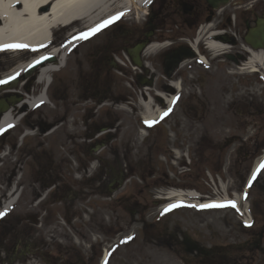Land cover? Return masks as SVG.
Listing matches in <instances>:
<instances>
[{"label":"rangeland","instance_id":"374dc122","mask_svg":"<svg viewBox=\"0 0 264 264\" xmlns=\"http://www.w3.org/2000/svg\"><path fill=\"white\" fill-rule=\"evenodd\" d=\"M143 17L115 20L126 26L143 23ZM54 39L65 45L66 33ZM233 53L238 62L237 49ZM204 55L209 67L192 60L181 69L180 96L167 116L147 126L140 121L136 101L144 99L138 92L145 90L136 84L167 96L173 90L161 89L168 81L157 74L135 80L94 79L100 60L111 59L108 24L69 50L65 66L49 73V105L39 104L32 111L23 105L20 113L18 104L39 98L40 67L57 66V59L45 57L35 69L31 66L37 63L8 77L29 58L0 57V104L12 109L13 118L27 113L23 119L32 126L25 127L20 118L0 130V209L9 194L17 195L0 222L20 212L12 219L31 220L36 230V244L24 246L30 252L28 261L15 264H53L49 257L56 253L64 257L57 264H264V81L246 70L238 72L233 61ZM245 58L244 53L242 61ZM153 93L148 97L154 98ZM7 94L15 97L8 96L6 102ZM22 130L29 133L25 139ZM90 149L96 196L88 201L86 181H75V189L73 182L69 186L57 176L54 160L79 163ZM256 164L252 176L249 171ZM246 188L252 217L248 227L231 202L199 208L185 200L189 204L166 208L155 199L190 189L217 200L237 196L239 201ZM104 250L108 256L101 263Z\"/></svg>","mask_w":264,"mask_h":264},{"label":"flooded vegetation","instance_id":"af4514ba","mask_svg":"<svg viewBox=\"0 0 264 264\" xmlns=\"http://www.w3.org/2000/svg\"><path fill=\"white\" fill-rule=\"evenodd\" d=\"M151 7L152 11L148 12L143 23L134 22L132 25L123 26L114 22L108 26L111 59L100 60L101 63L95 66L99 74H94V79L102 82L112 76L113 80H135L157 74L168 81L167 84L159 85L161 89H171L173 84L182 85L181 69L187 68L192 60L196 59L189 46L195 42V35L202 28L206 31L210 29L207 37L214 43L223 46L231 43L236 47L240 56L239 63L245 62L242 61L245 53L243 49L259 53L264 60V0H232L227 6L222 4L221 0H154ZM230 9L231 13H224ZM253 30H256V35L252 33ZM248 38H251L256 46L249 45L246 42ZM136 46H140V51L134 50ZM155 47L159 50L152 53ZM196 53L204 55L205 52L197 47ZM246 60L248 61V58ZM254 66L257 69L254 75L264 81L261 66L257 63ZM177 73L179 75L174 79L173 75ZM135 88L146 89L140 84H136ZM9 95L3 97L6 102ZM22 107L18 109L20 113L25 110ZM261 109L260 122L263 125L264 107ZM23 124L27 128L32 127L25 119ZM22 131V137L25 139L28 132ZM88 154L82 156L79 163L72 164L66 159H56L54 162L57 176L65 179L69 186H72L70 182H73L74 189L78 186L75 181H86V199L91 201V198L96 196L92 149ZM13 214L16 216L12 218L22 215L20 212ZM12 218L10 221L0 222V264L28 261L30 252L24 246L33 247L36 244V230L30 226L31 220ZM53 257H49L50 261H55L53 264L64 260L58 253Z\"/></svg>","mask_w":264,"mask_h":264},{"label":"bare ground","instance_id":"6f19581e","mask_svg":"<svg viewBox=\"0 0 264 264\" xmlns=\"http://www.w3.org/2000/svg\"><path fill=\"white\" fill-rule=\"evenodd\" d=\"M151 0H0V52H7L16 59L29 58L27 63L20 64L16 71L10 72L8 77L19 74L21 70L26 69L29 64H34L45 57L50 56L52 60L57 59V66L52 64H42L39 70L37 83L48 89L51 76L49 73L56 72L64 66L67 52L71 46L76 45L83 39L84 36L96 33L101 27L105 26L111 18L118 15L130 16L135 11V17L141 18L145 13V6ZM227 2V0H225ZM88 29L79 35H72L70 44L63 45L58 48H49L47 43L50 38L49 28L57 27V25H67L72 21H78ZM77 24V22H73ZM78 23V24H79ZM77 24V25H78ZM51 31V30H50ZM199 39L203 45L209 48L214 55L219 54L225 47L222 44L213 43L210 38H205L203 30ZM199 40V41H200ZM198 41V40H197ZM23 45L24 47H16ZM158 47L153 48L152 53L158 51ZM250 61L247 68L255 70L254 64L261 66L264 72V60L259 53L251 51ZM202 61H205L202 58ZM174 88L178 89V85L173 84ZM46 93H47V89ZM45 93H40L39 98H30L28 108H33L39 103H48ZM164 103L169 104L170 99H164ZM154 103L151 99L141 102L142 116L145 121H157L161 112L159 108H154ZM0 130L15 125L19 118H13L11 113L3 115L0 119ZM258 164L252 169V176L256 175ZM224 189V187H223ZM9 194L8 201L4 202L1 212L7 211L12 207L17 195ZM167 197L179 198L185 200V193L180 191L168 192ZM238 201V197H235ZM227 199L225 196L223 202ZM0 212V213H1ZM249 217L245 219L248 224Z\"/></svg>","mask_w":264,"mask_h":264},{"label":"snow or ice","instance_id":"6c2138e0","mask_svg":"<svg viewBox=\"0 0 264 264\" xmlns=\"http://www.w3.org/2000/svg\"><path fill=\"white\" fill-rule=\"evenodd\" d=\"M16 47H24L23 45H19V46H16ZM234 207V205H232ZM0 215H3L2 213H0Z\"/></svg>","mask_w":264,"mask_h":264},{"label":"water","instance_id":"95a60500","mask_svg":"<svg viewBox=\"0 0 264 264\" xmlns=\"http://www.w3.org/2000/svg\"><path fill=\"white\" fill-rule=\"evenodd\" d=\"M138 49V48H137ZM38 64H36L35 66H33L31 69H34Z\"/></svg>","mask_w":264,"mask_h":264}]
</instances>
